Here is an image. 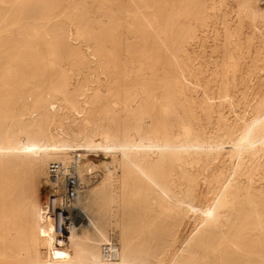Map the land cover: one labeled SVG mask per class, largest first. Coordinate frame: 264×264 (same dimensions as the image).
Returning a JSON list of instances; mask_svg holds the SVG:
<instances>
[{"label": "bare ground", "instance_id": "1", "mask_svg": "<svg viewBox=\"0 0 264 264\" xmlns=\"http://www.w3.org/2000/svg\"><path fill=\"white\" fill-rule=\"evenodd\" d=\"M59 1L0 0V264H264V0Z\"/></svg>", "mask_w": 264, "mask_h": 264}, {"label": "built area", "instance_id": "2", "mask_svg": "<svg viewBox=\"0 0 264 264\" xmlns=\"http://www.w3.org/2000/svg\"><path fill=\"white\" fill-rule=\"evenodd\" d=\"M51 194L48 201L49 216L55 225L59 241H66L75 224L69 219L73 215L78 196L83 190L76 165H63L53 162L49 165ZM104 254L111 259H117L116 245H105Z\"/></svg>", "mask_w": 264, "mask_h": 264}, {"label": "rangeland", "instance_id": "3", "mask_svg": "<svg viewBox=\"0 0 264 264\" xmlns=\"http://www.w3.org/2000/svg\"><path fill=\"white\" fill-rule=\"evenodd\" d=\"M68 1L69 0H60L59 2L62 5H66V3H68ZM263 5H264V3H262V6ZM48 7L50 8V6H48ZM53 9L56 12H60V11H62L63 7L62 6H55ZM36 16H38V14H36ZM36 16H33V15L32 16L31 15L29 16V13L26 14V16L23 19L26 27H31L32 26V23H33L32 20H34L35 18H37ZM91 157L97 158L96 156H93V155H91ZM100 157L103 158L102 155ZM103 159H105V158H103ZM95 160L97 162H100L99 159H95ZM102 171H103V169H102ZM100 172H101V170H100ZM99 175H100V173H99ZM98 176L96 175L95 179L98 178ZM40 193L43 196V198L46 199V202L48 204V201H49V198H50V194H51L50 185L45 184V183H42L40 185ZM192 228H193V221H192V219L191 218L190 219H186L185 220V223H184V226L182 227V229L180 231V236L183 237V236L187 235L191 231ZM111 232H113V231H111Z\"/></svg>", "mask_w": 264, "mask_h": 264}]
</instances>
